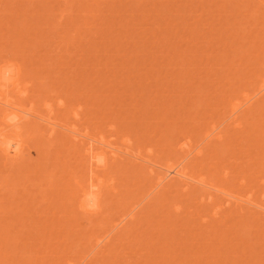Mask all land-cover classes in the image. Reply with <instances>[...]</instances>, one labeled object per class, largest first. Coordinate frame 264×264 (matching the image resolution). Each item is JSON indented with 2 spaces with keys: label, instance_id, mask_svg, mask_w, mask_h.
Returning <instances> with one entry per match:
<instances>
[{
  "label": "rangeland",
  "instance_id": "1",
  "mask_svg": "<svg viewBox=\"0 0 264 264\" xmlns=\"http://www.w3.org/2000/svg\"><path fill=\"white\" fill-rule=\"evenodd\" d=\"M3 60L19 71L8 93L37 115L49 104L61 126L47 136L24 118L25 153L0 159V264H85L90 251V264H264V0H0ZM62 125L119 149L95 217L75 211L83 167ZM175 160L205 185L157 195Z\"/></svg>",
  "mask_w": 264,
  "mask_h": 264
},
{
  "label": "bare ground",
  "instance_id": "2",
  "mask_svg": "<svg viewBox=\"0 0 264 264\" xmlns=\"http://www.w3.org/2000/svg\"><path fill=\"white\" fill-rule=\"evenodd\" d=\"M261 79H262V81H264V78H261ZM18 81H19L18 69L14 70L13 68H11L10 60L1 61L0 62V159H2L4 163L17 162L19 160V158L21 159V157L23 156V154L26 151L25 142H24L23 138L21 137V131H22V127H23L22 124L24 122L25 123L27 122V120H25L24 118L28 119L29 121L32 120L31 122H35L36 125H39V127H41V125H43L44 127L43 126H42L43 128L41 127L42 128L41 132H42V134L45 133V135H47V136H50L53 134V132L56 130V126H61L58 123L60 121H56L54 119V117H52L53 116L51 113L52 110H51L49 104H44V108L47 112L44 113L45 111H43V114H46V115H40V114L37 115V112L33 113L34 112L33 108L27 107L24 104L25 101L22 100L21 95L14 96V95H10L8 93L9 88L15 87L18 84ZM261 86L262 87L260 89H264V84H262ZM260 93H261V90H260ZM262 94H264V92H262ZM258 97H260V96H258ZM261 99H264V98H261ZM255 101H258V98H256ZM252 105H253V101L249 105H247L248 106L247 109L250 108ZM73 114L77 115L78 112L75 111V113L73 112ZM74 117H77V116H74ZM18 119H19V121H18ZM21 121H24V122L21 123ZM40 121L43 124L40 125V123H39ZM230 121H232V120H230ZM62 126L65 127L64 125H62ZM64 129L65 130L67 129L68 131L71 132L72 135L68 136V138L70 137L69 139L72 141V143L76 144V146H78L79 158H80L79 160L81 161V163H82L81 165L83 167V169H82L83 174L79 179H77V181H75V187L73 190L74 192L71 193V197L73 199L72 201H74V203H75L74 208L77 209L75 211H79L85 217L89 216L92 218V216L95 217L98 214L102 213V207H101L102 193H101V186H100V183L102 182V177H101L100 172H102L107 166V162H108V155L107 154L112 153L111 154L112 156H117V153L115 151L117 148L113 147L111 142L107 139L105 140V138L103 136L98 137L97 135L90 134L87 131H78L75 128V126L68 127V128L65 127ZM211 130L212 129H210L209 131H211ZM213 131H214V129L211 132L213 133ZM70 132H68V133H70ZM206 134H208V133H206ZM217 134L218 133H216L215 135H217ZM218 136H219V134H218ZM212 137H214V136H212ZM219 139L220 138L218 137V140ZM125 142H126V140H125ZM185 145H187V143L178 141V143L176 144V148L174 147L175 149H177L175 151L182 152V153L185 151L186 152V153L184 152L185 156H187V155L190 156V154H189L190 152L187 153V151H186V150L189 151V149H187V147L185 149V147H184ZM125 148H127V147H125ZM178 149H180V150H178ZM117 150L119 151V149H117ZM127 150L129 151L130 149L128 148ZM127 150L122 149L121 151L124 152L125 155H128L129 153ZM191 152H192V150H191ZM199 154H200V150H195L193 156L196 157V159H197V156L199 158ZM180 156H182L180 158L182 159V162H183L186 159V157L183 154ZM193 156H192V158H193ZM183 157H185L184 160H183ZM187 159H191V158H187ZM193 161H194V159H193ZM182 162L179 160H175V161L166 162V163H164L165 165L162 164V166L159 165L160 170L155 175V178H156L155 183L153 182V184H154L153 188L154 189L157 188V190H158V191L155 190V192H158L157 195L161 194V193H159V191L161 190V188H164V187H172V186L176 185V186L182 187V190H184L185 189L184 187L188 188V186L190 187V185L193 183H194L193 185L197 184L198 186H204L205 185L206 181H204V177H202V176L198 177V176L192 175V173H189L188 168H187L188 167L187 164H185V163L182 164ZM150 163H152V162H150ZM152 165L155 166L154 162L152 163ZM153 171L154 170L152 168L149 171L152 176H153ZM208 187H210V186H207V188ZM211 187H215V186H211ZM175 188H177V187H175ZM197 188L199 189V187H197ZM155 192L153 191V193H155ZM209 192L212 193L211 190ZM209 192H208L207 197H209V195L211 194ZM217 192H219V194H217V195H220V193L224 194V191L222 189H218ZM204 194H207V193L204 192ZM225 195L227 196L225 201H227L228 203L233 202L234 204H240L242 202H245V203L247 202L250 206L253 205L252 203H254L251 201V199H249V197H247V198L246 197H244V198L240 197L239 198V197H236L238 195H236V196L231 195V194L228 195L227 193H225ZM214 196H216V195H214ZM205 197H206V195H205ZM212 200H215V199H212ZM138 203H140V202H138ZM132 205H134V204H132ZM135 205H136V203H135ZM139 205H141V204H139ZM253 206L257 207L254 210H258L257 215H259V217L261 215V214H259L260 211L262 212V215H264V204L253 205ZM136 207H137V205H136ZM255 207H253V208H255ZM248 208L251 209L252 207H248ZM128 209H130V208H128ZM128 209H126L125 213L120 212L121 214L118 217H114L115 220H110V221H113L111 227L107 226V225H109V222H110L109 221V219H110L109 215H108V217H109V219H108L107 215L105 217V214H103V217H102L103 222L101 221L100 225L105 224V220H108L109 222L106 221L108 223V224L106 223L107 224L106 226L108 228H110V230L107 227L106 228L108 230L106 228H104L105 230H107V232L104 230L106 233L103 231V234H104L103 236H100V237L97 236L96 237V238H98L97 240L95 238V243L97 241L101 240L102 242L100 241V243H98V244H101L104 241V246L96 244L95 248H96V246H98V247L101 246L99 248L102 249V247L104 248L105 246H108L107 244H109L110 241H112L110 239L113 238V234L115 232L118 233L119 231H121V229L125 226V224L128 223L129 220L134 218V216L136 214L135 207L132 206L130 210H128ZM253 212H255V211H253ZM262 217H264V216H262ZM99 228H101V227H99ZM114 230H116V231L114 232ZM110 232L111 233L114 232V233L111 234ZM109 235H111V236H109ZM91 253L92 252L90 251V254L88 253L89 255L86 256L87 258L88 257H90V258L87 259L86 262H88V263H85V264H90V262L92 261L94 255ZM92 255H93V257H92ZM91 257H92V259H91Z\"/></svg>",
  "mask_w": 264,
  "mask_h": 264
}]
</instances>
